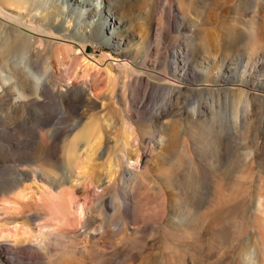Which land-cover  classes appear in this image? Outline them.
I'll use <instances>...</instances> for the list:
<instances>
[{
	"label": "rangeland",
	"instance_id": "rangeland-1",
	"mask_svg": "<svg viewBox=\"0 0 264 264\" xmlns=\"http://www.w3.org/2000/svg\"><path fill=\"white\" fill-rule=\"evenodd\" d=\"M88 1L95 4L97 0ZM134 2L130 30L116 34L121 42L118 47L100 43L91 17L80 15L76 26L87 52L97 58L103 53L110 62L85 65L75 58V51L61 49L58 59H48L57 92L32 97L18 111L0 102V236L7 237L0 238V264H149V257H157L161 264H247L244 253L250 248L256 251L254 264H264V106L254 99L234 123L233 109L244 105L238 104V91H213L212 83L201 84L199 74L214 61L218 64L221 57L227 59L228 67L238 70L250 61L251 78L242 88L255 91L251 84L264 79V66L258 61L264 44L246 48L249 38L241 29L264 28V0H170L171 6L167 0ZM215 40L217 45L212 44ZM181 62H186L184 67ZM128 63L139 73L149 74L139 78L129 74V67L123 66ZM41 66L39 61L37 67ZM165 68L168 77L183 74L184 68L191 74L195 70V76L179 91L167 82ZM236 77L232 71L229 79ZM66 86L83 88L85 98L95 102L87 107L80 105L81 96L59 95ZM193 108H198L200 122L212 124L210 141L204 140L202 126L192 122ZM85 115L97 123L101 144L86 159L84 179L76 171L64 179L67 185L76 184L77 190L87 189L86 195L70 197L75 206L92 205L94 197L103 194L101 208L90 212L93 225L101 226V232L88 229L95 236L85 253L66 245L65 259L56 257V242L50 239L49 263L39 250L36 237L43 219L35 209L42 201L41 191L53 188L46 172L60 174L64 140L72 137ZM167 124L172 133H179L172 147L171 131L164 129ZM221 128L220 140L213 143ZM39 133L47 139L43 154ZM184 147L189 151L187 158L180 157ZM109 162L115 177L112 185L106 176ZM158 192L165 197L163 215L147 222L138 212L139 201L145 193L154 197ZM215 192L225 201L235 199L234 204L223 206L219 215L223 226H198L196 235L189 229L192 237L180 243L171 228L186 215L207 212ZM238 199H242L240 204ZM256 199L261 200L258 209L254 208ZM241 212L247 229L238 236L234 234L237 220L232 223V216L241 219ZM55 217L51 215V220ZM167 239L176 251L168 258L163 247Z\"/></svg>",
	"mask_w": 264,
	"mask_h": 264
},
{
	"label": "bare ground",
	"instance_id": "bare-ground-1",
	"mask_svg": "<svg viewBox=\"0 0 264 264\" xmlns=\"http://www.w3.org/2000/svg\"><path fill=\"white\" fill-rule=\"evenodd\" d=\"M134 1L135 0H97L94 4L93 2L89 3L88 0H55V3L47 5V0H0V102L9 104V108L12 111H18L19 109H23L27 105V101L32 97L44 96L49 91L57 92L56 89L53 88L55 85V81L53 80L54 71L48 59H58L59 55L62 53L61 49L67 52L70 50L75 51V58L85 65H92L93 62H110L107 55L103 53L97 58L94 54L87 52V45L81 40L83 36L81 35L82 31H80L79 26L77 27L76 25L80 21L81 14H85V17H91L89 21L91 26L93 25L98 35H101L100 43L107 46L116 45L118 47L121 42L117 40L116 34L121 31L120 35H123L125 31L130 30L133 15L131 6ZM97 3H101L102 6L99 7ZM167 3L171 6L170 0H167ZM85 6H90L91 8H84ZM92 8L94 9L91 11ZM257 11L258 10L255 9V14H257ZM76 13H79V15ZM263 17L264 16L261 18ZM72 22H74V25L71 26ZM241 31L246 34V38H249V43L246 44V48L252 45L250 50H253L256 48L254 46L264 44V28H259L258 26L257 28H250L249 31H245L244 29H241ZM216 42L218 41H212V44L217 45L218 43ZM58 44H61V46H58ZM205 47L207 48V45ZM50 52L51 54H49ZM39 61L42 64L40 68L37 67ZM226 61L227 59L221 57L218 64L214 61L212 65L209 67L207 66L206 70L199 74L202 77L201 84H208L210 82L212 86H217H211L213 91H217L218 93L224 92L226 94H228L227 92L238 91V95L236 96L238 97V104L241 102L244 105L241 107L237 106V109H233L232 118L234 123H236L239 119L241 110L243 108H245V112L249 110V106L254 102V99L258 98L261 105L264 106V79H256L255 83L251 84V87L254 88L255 91L249 93L242 87L247 83L248 79L251 78V71H249L248 68L250 61H248L242 69L239 68V70L236 69L238 67H233L234 69L228 67ZM258 61L264 66V47H262L261 57ZM186 62L188 61L186 60ZM186 62H181L183 67ZM118 64L120 65V63ZM123 66H128L129 74L136 73L138 78L149 74L147 71L139 73L138 69L131 63L124 64ZM227 67L228 69H226ZM164 70L166 71L167 82L177 85L179 91L182 86L188 87L189 85L186 84H189L188 82L192 76H195V70H193L191 74L187 68L183 69V74H178L174 77H168L169 73L167 72V68ZM232 71L237 73L236 79H229ZM142 77L141 79H143ZM184 82L186 84H183ZM226 83L232 84L228 86L223 85ZM198 86L200 87V84ZM58 94L70 97L81 96L83 104L81 103L80 105L87 107H89L91 102H95L91 98L86 99L85 90L77 86H74V88L66 86L65 91L60 90ZM122 99L124 103H128V99L124 93ZM199 114L198 108H193L191 113L192 122L202 126V136L204 140L210 141L212 136V124L207 121L200 122ZM85 117V121L79 120L75 125L77 130L72 137L64 140L60 174L46 172L51 179L49 182H51L53 188H47L41 191L43 198L39 204L37 203L35 209L38 211V217L43 219L41 233L36 237L40 239L39 250L43 251L42 255H45L46 259L50 260L49 263L52 261L50 258L52 255L51 250L48 246V241L50 239H54L56 242L55 247H53V249H56L55 251H58L57 254H55L56 257L65 259L68 256V251L65 249L66 245L72 247L76 252L85 253L89 251L88 246L95 236L90 233L91 231L88 229L92 228V231L101 232V226L93 225L94 220H92L93 216L90 215V212L97 211L101 208L103 194L95 196L92 205L88 206L85 203L75 206L71 204L70 197L77 193L86 195L87 189L84 186L82 189L77 190L76 184L71 182L67 185L64 179L67 173L72 174L73 172L75 173V171L78 176L80 175L79 179H84L86 176L84 169L85 166L87 167V165H85L87 164L85 163L86 159L90 155L92 156L101 144L102 135L97 123L91 116L85 115ZM215 117H217L216 112L214 113V118ZM181 118L183 119V116H181ZM165 128H169L168 124L165 125L164 129ZM169 130L171 131L170 128ZM170 133L169 147H172V144L179 139V133H172V131ZM217 134L219 139L216 138L215 141L213 140V143L220 140L222 128ZM159 139L160 142H162L163 136L161 135ZM40 140L44 149L39 152L43 154L46 152L47 146V139L44 134L40 135ZM187 154L189 155V151L187 147H184L180 152V157L187 158ZM188 161L190 167L193 168V160L190 158ZM108 165L109 168L106 172L108 178L107 183L111 181L112 185L115 177L113 175V168H111L112 163L109 162ZM85 171H87V169ZM19 180L20 178L17 179L16 182H19ZM96 181L99 182L100 178L98 177ZM105 190H107V187L102 188V191ZM149 195L148 193L143 194L139 201L138 212L142 215L144 220L153 222L154 220H159L160 218L158 219V217L163 215L165 197L161 192L156 193L154 197L153 195L152 197ZM234 202L235 199L223 200L218 193L215 192L211 198L209 210L201 214H189V217L186 215L184 217L185 220L178 221L176 226L171 228L174 233H171L172 236H175V234L179 235L181 238L180 243L186 244L187 239L192 237V233L189 232V229H193L194 235H196L198 226L204 228L207 224L208 226L213 225L219 228L222 227L223 219H220L219 215L224 211L223 206L234 204ZM241 202L242 199H238L236 203L240 204ZM114 205L117 210L119 205L116 203ZM260 206L261 200L256 199L254 201V208L258 209ZM51 215H56V217L51 220ZM235 219L238 225H236L234 234L242 236L247 229L246 222L242 218V212L241 219H239L237 215L236 217L232 216V223ZM192 221L195 222L194 225ZM44 228L50 232L55 231V234L42 232ZM81 229H83L82 232L80 231ZM119 229L120 228H118V230ZM52 235H54V238H52ZM0 238L7 237L1 235ZM249 238V236L245 237V239ZM170 241L171 240L167 239L165 241L166 244L163 246L166 251L164 255L167 258L170 254L176 252L174 245H171ZM14 242L21 244L23 240H14ZM245 252L244 260L246 263L254 264L256 259L255 249L250 248L247 251L245 250ZM55 260L53 261L55 262ZM7 261L10 262L9 259ZM149 264L161 263H159L157 257H149Z\"/></svg>",
	"mask_w": 264,
	"mask_h": 264
}]
</instances>
